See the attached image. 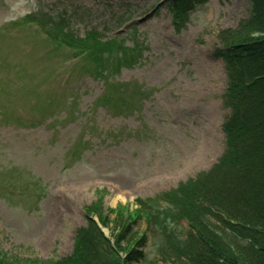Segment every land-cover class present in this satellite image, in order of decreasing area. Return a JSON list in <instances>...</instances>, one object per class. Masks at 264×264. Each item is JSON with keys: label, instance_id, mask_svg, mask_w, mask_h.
Returning <instances> with one entry per match:
<instances>
[{"label": "rangeland", "instance_id": "rangeland-1", "mask_svg": "<svg viewBox=\"0 0 264 264\" xmlns=\"http://www.w3.org/2000/svg\"><path fill=\"white\" fill-rule=\"evenodd\" d=\"M169 4L0 0V254L12 257L11 264H55L71 256L77 232L89 225L85 209L95 201L109 219L104 233L113 248L119 226L109 209L135 208L137 198L150 199L147 210L158 219H139L120 243L125 249L131 238L145 237L136 246L144 257L130 264H190L195 231L165 202L224 153L228 78L215 51L251 5L206 0L178 21ZM90 32L115 37L109 48L123 50L128 64L109 70L115 89L108 110L92 106L107 94L105 79L91 62H78L82 53L63 37ZM58 83L68 86L69 100L76 89L64 120L65 111L46 113L52 99L46 91ZM28 84L40 85L42 94L34 87L22 91ZM27 98L37 106L26 105ZM197 198L204 199L201 192Z\"/></svg>", "mask_w": 264, "mask_h": 264}, {"label": "trees", "instance_id": "trees-1", "mask_svg": "<svg viewBox=\"0 0 264 264\" xmlns=\"http://www.w3.org/2000/svg\"><path fill=\"white\" fill-rule=\"evenodd\" d=\"M204 1L169 0V9L175 20L182 21ZM250 5L248 18L237 29L223 32L222 47L215 51L225 64L228 78L224 103L230 113L222 126L224 153L208 173L179 185L165 202L168 212L175 208L195 231L191 237L195 249L187 253L190 264H264V0H250ZM65 39L68 45L73 40L68 35ZM116 42L114 38L100 40L89 35L71 45L79 47L81 60L91 62L95 73L105 71L106 75L126 58L125 52L118 55L109 48ZM114 89L109 84L104 99L98 101L109 105ZM24 103L37 106L36 102ZM50 103L52 108L54 101ZM213 182L221 184L220 188H212ZM198 192L203 200L197 198ZM149 200L137 198L135 208L120 204L109 209L119 226L113 248L91 219L97 216L102 226L109 224L108 217L100 212V203L93 202L85 209L89 225L77 232L71 256L55 264H130L142 259L144 255L136 246L145 242L143 234L126 242L129 247L125 249L120 243L139 219H158L147 210ZM118 252H124V257L117 256ZM11 261L15 260L0 254V264Z\"/></svg>", "mask_w": 264, "mask_h": 264}]
</instances>
